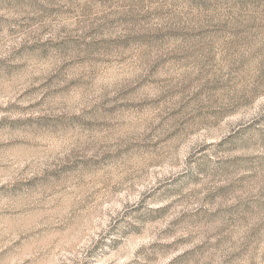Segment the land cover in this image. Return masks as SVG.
Returning a JSON list of instances; mask_svg holds the SVG:
<instances>
[{
  "label": "rangeland",
  "instance_id": "rangeland-1",
  "mask_svg": "<svg viewBox=\"0 0 264 264\" xmlns=\"http://www.w3.org/2000/svg\"><path fill=\"white\" fill-rule=\"evenodd\" d=\"M0 264H264V0H0Z\"/></svg>",
  "mask_w": 264,
  "mask_h": 264
}]
</instances>
